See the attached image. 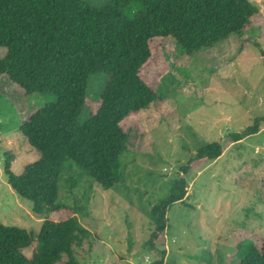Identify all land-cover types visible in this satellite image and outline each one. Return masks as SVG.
Segmentation results:
<instances>
[{
	"label": "rangeland",
	"instance_id": "374dc122",
	"mask_svg": "<svg viewBox=\"0 0 264 264\" xmlns=\"http://www.w3.org/2000/svg\"><path fill=\"white\" fill-rule=\"evenodd\" d=\"M83 1L99 7L113 0ZM249 1L261 12L241 40L231 37L190 57L169 38L151 42L153 55L141 75L162 102L123 123L133 131L122 182L105 190L73 162L65 163L58 195L68 209L49 218L74 217L89 232L75 248L79 264H239L240 241L257 247L264 242V0ZM105 83L90 78L84 118L99 108ZM43 103L0 77V224L34 233L43 217L8 185L4 154L17 175L38 159L18 128ZM256 121L257 133L230 141ZM217 140L223 147L218 159L194 160ZM177 177L186 180L187 197L170 206L166 231L150 244L149 212ZM34 250L25 254L30 258Z\"/></svg>",
	"mask_w": 264,
	"mask_h": 264
},
{
	"label": "trees",
	"instance_id": "16d2710c",
	"mask_svg": "<svg viewBox=\"0 0 264 264\" xmlns=\"http://www.w3.org/2000/svg\"><path fill=\"white\" fill-rule=\"evenodd\" d=\"M257 15L258 6L249 0H113L99 7L83 0H0V48L5 50L0 77L44 99L18 128L38 159L17 175L12 157L4 154L8 185L43 220L36 233L0 224V264H79L75 248L89 232L74 217L49 218L68 209L58 195L64 165L73 162L105 190L122 182L133 131L123 123L162 102L141 75L153 55L151 42L169 38L190 57L231 37L241 40ZM91 77L106 83L99 108L84 118ZM258 130L256 121L230 141ZM222 151L217 140L199 149L194 160H216ZM188 170L181 168L184 174ZM187 188L177 177L168 196L151 208L150 244L166 231L170 206L187 197ZM31 247L29 258L25 250ZM236 257L239 264H264V242L257 247L240 241Z\"/></svg>",
	"mask_w": 264,
	"mask_h": 264
},
{
	"label": "crops",
	"instance_id": "0c3cea01",
	"mask_svg": "<svg viewBox=\"0 0 264 264\" xmlns=\"http://www.w3.org/2000/svg\"><path fill=\"white\" fill-rule=\"evenodd\" d=\"M259 8V7H258ZM259 11L261 12V10L259 9ZM226 42V41H225ZM254 45V44H253ZM255 45H257L256 43H255ZM257 46H259V45H257ZM248 51H250L251 52V50H248ZM243 53L245 52V51H242Z\"/></svg>",
	"mask_w": 264,
	"mask_h": 264
}]
</instances>
